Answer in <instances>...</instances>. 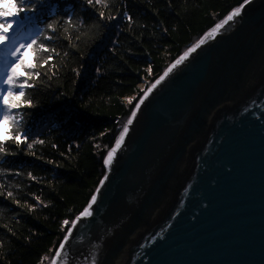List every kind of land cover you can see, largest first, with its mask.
<instances>
[{
    "label": "water",
    "instance_id": "water-1",
    "mask_svg": "<svg viewBox=\"0 0 264 264\" xmlns=\"http://www.w3.org/2000/svg\"><path fill=\"white\" fill-rule=\"evenodd\" d=\"M242 5L144 99L51 264H264V0Z\"/></svg>",
    "mask_w": 264,
    "mask_h": 264
},
{
    "label": "trees",
    "instance_id": "trees-1",
    "mask_svg": "<svg viewBox=\"0 0 264 264\" xmlns=\"http://www.w3.org/2000/svg\"><path fill=\"white\" fill-rule=\"evenodd\" d=\"M243 3L45 0L27 14L33 24L13 29L17 42L27 26L25 40L48 20L55 31L48 30L49 53H35L40 75L27 89L33 104L16 110L30 139H8L0 153V264H50L105 176L106 154L145 91ZM47 55L53 59L45 63Z\"/></svg>",
    "mask_w": 264,
    "mask_h": 264
},
{
    "label": "snow or ice",
    "instance_id": "snow-or-ice-1",
    "mask_svg": "<svg viewBox=\"0 0 264 264\" xmlns=\"http://www.w3.org/2000/svg\"><path fill=\"white\" fill-rule=\"evenodd\" d=\"M44 2L45 0H13V2L9 3L6 7H0V46H7L10 39L13 42V46L8 50V55L12 59L6 61L4 64V70L0 71V153L5 151L4 145L8 139H11L18 144L27 142L30 139L27 129L23 127L24 122L22 113L16 110L25 106L30 108L33 104V101L30 98H27V89L35 87L30 81L34 76L39 77L40 75V73L34 71L36 68L35 53L41 50L46 54L49 53V46L46 41H51L53 39V35H51L48 30L55 31L54 21H46L45 27L31 33L27 40L21 37L19 42H17L16 37L10 36V33L14 28L22 30L30 19L27 14L38 11ZM3 3L4 0H0V4ZM87 3L91 5L93 0H87ZM247 3H249V0H244V4ZM241 7H243V5L233 9L225 20L216 24L207 35H214L223 28L225 24L239 16ZM11 9H15V11H10ZM103 15L104 13L101 12L100 16L103 17ZM66 19L71 22L72 17L69 16L66 17ZM127 19L131 20V17H127ZM204 42L205 41L202 38L189 47L177 60L169 65L163 75H161L151 87L145 91L140 102L137 103L132 110L123 130L119 133V137L115 141V146L108 151L107 156L104 159V164L106 166H110L113 163L117 150L123 144L125 136L129 131V125L133 123V118L137 115V110L144 102V99H146L148 94L156 88L157 85L164 81L174 69L187 60L192 53L196 52ZM29 50H32L34 54L31 62L28 60ZM52 51H55V49H52ZM52 59L53 57L51 55H47L44 62L46 63L48 60ZM39 142L43 143V141ZM27 147L31 148L32 143H27ZM107 178L108 177L105 176L104 180ZM101 184H103V180L101 181ZM99 190L100 189L97 188V192H99ZM9 195H11V193H9ZM96 201L97 195L93 194L90 203L79 214L77 220L81 217L91 216L92 205L95 204ZM77 220L72 221V223L76 224ZM65 223L67 224L68 221H65ZM70 235L71 230H69V233L63 237V240L56 251L57 257H61L62 255L66 256L64 250L66 249V243L70 240Z\"/></svg>",
    "mask_w": 264,
    "mask_h": 264
},
{
    "label": "rangeland",
    "instance_id": "rangeland-1",
    "mask_svg": "<svg viewBox=\"0 0 264 264\" xmlns=\"http://www.w3.org/2000/svg\"><path fill=\"white\" fill-rule=\"evenodd\" d=\"M0 5H1L2 7H6L8 4L5 2L4 4H0ZM28 60L30 61L29 56H28ZM138 103H139V102H138ZM126 122H127V119H126L125 123H126ZM124 125H125V124H123V127H124ZM123 127H122V129L120 130V132L123 130ZM120 132H119V133H120ZM118 137H119V136H118ZM118 137H117V138H118ZM114 146H115V145H114ZM114 146H113V147H114ZM106 155H107V154H106ZM104 165H105V164H104ZM77 217H79V216H77ZM77 217H76V218H77ZM76 218H75V219H76ZM75 219H74V220H75ZM72 224H73V223H72ZM72 224H71V225H72ZM71 225H70V226H71ZM69 228H70V227H69ZM67 231H68V230H67ZM53 257H54V256H53ZM53 259H54V258H53ZM53 259H52V260H53ZM52 260H51V262H52ZM123 261H124V260H123ZM51 262H50V264H51Z\"/></svg>",
    "mask_w": 264,
    "mask_h": 264
},
{
    "label": "bare ground",
    "instance_id": "bare-ground-1",
    "mask_svg": "<svg viewBox=\"0 0 264 264\" xmlns=\"http://www.w3.org/2000/svg\"><path fill=\"white\" fill-rule=\"evenodd\" d=\"M227 16H228V15H227ZM227 16H226V17H227ZM211 29H212V28H211ZM6 55H7V54H6ZM6 55L2 56V59H3V60H5ZM3 62L5 63L6 61H3ZM100 183H101V182H100ZM100 183H99V184H100Z\"/></svg>",
    "mask_w": 264,
    "mask_h": 264
}]
</instances>
